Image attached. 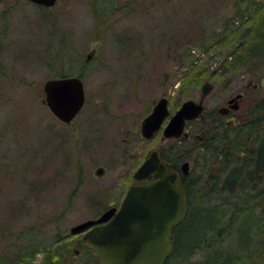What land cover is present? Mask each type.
<instances>
[{
    "label": "rangeland",
    "instance_id": "374dc122",
    "mask_svg": "<svg viewBox=\"0 0 264 264\" xmlns=\"http://www.w3.org/2000/svg\"><path fill=\"white\" fill-rule=\"evenodd\" d=\"M79 75L86 104L65 125L43 103L44 83ZM207 81L210 116L239 93L225 125L255 121L253 107L264 116V0H0V264H101L71 229L119 208L153 150L187 139L195 171L200 121L176 140H147L141 125L163 97L170 115L199 101ZM246 217L180 264H264L262 220L253 241L239 240Z\"/></svg>",
    "mask_w": 264,
    "mask_h": 264
},
{
    "label": "water",
    "instance_id": "95a60500",
    "mask_svg": "<svg viewBox=\"0 0 264 264\" xmlns=\"http://www.w3.org/2000/svg\"><path fill=\"white\" fill-rule=\"evenodd\" d=\"M29 1L50 8L58 0ZM213 88L210 81L205 82L201 99L183 102L173 115H170L168 98H161L142 122L143 138L151 139L159 131L163 139L187 136V123L203 115L204 99ZM44 92L43 103L65 124L74 121L86 102L84 83L77 76L49 79L44 83ZM189 172V162H184L178 171L163 163L158 150H153L136 170L134 178L139 182L129 187L121 206L74 226L71 233H85L83 239L101 264H166L172 252L173 230L188 213L183 176ZM103 173V168L96 171L97 175Z\"/></svg>",
    "mask_w": 264,
    "mask_h": 264
},
{
    "label": "trees",
    "instance_id": "16d2710c",
    "mask_svg": "<svg viewBox=\"0 0 264 264\" xmlns=\"http://www.w3.org/2000/svg\"><path fill=\"white\" fill-rule=\"evenodd\" d=\"M255 110L253 107L250 114L259 124L248 120L244 125L236 124L228 129L221 115L212 117L207 111L199 120L189 123L193 126L200 121L197 135L192 139L195 171L183 177L188 213L173 230V250L166 264H180L190 253L208 251L221 233L227 230L226 234H232V225L242 215L247 216V222L243 223V231L238 229V235L242 234L239 240H245V244L253 241L250 232L258 220L264 224L261 204L264 202V116ZM245 127L250 128L249 132L244 131ZM188 141H173L169 148L160 150L161 161L175 170L190 162L185 149ZM216 262L209 257L198 264ZM27 263L28 258L22 255L17 264Z\"/></svg>",
    "mask_w": 264,
    "mask_h": 264
},
{
    "label": "flooded vegetation",
    "instance_id": "af4514ba",
    "mask_svg": "<svg viewBox=\"0 0 264 264\" xmlns=\"http://www.w3.org/2000/svg\"><path fill=\"white\" fill-rule=\"evenodd\" d=\"M241 95V96H240ZM244 97V95L243 94H237V96L236 97H233V98H231L229 101H228V103H227V105H228V107H225V108H223V109H221L220 110V114H221V116L222 117H225V116H228L230 113H231V108L232 109H235V110H237L238 109V101L240 100V99H242ZM236 122V124L237 125H244V124H246L247 122H240V121H233L231 124H233V123H235ZM230 124V125H231ZM235 124V125H236ZM230 125H228V123L226 122V127L228 128V129H230ZM234 126V125H233ZM136 182H138V181H136ZM135 182V183H136Z\"/></svg>",
    "mask_w": 264,
    "mask_h": 264
}]
</instances>
